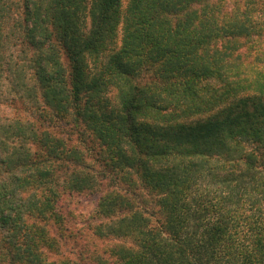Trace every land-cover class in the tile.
I'll return each instance as SVG.
<instances>
[{"label": "trees", "instance_id": "16d2710c", "mask_svg": "<svg viewBox=\"0 0 264 264\" xmlns=\"http://www.w3.org/2000/svg\"><path fill=\"white\" fill-rule=\"evenodd\" d=\"M109 174L117 264H264V0H0V264Z\"/></svg>", "mask_w": 264, "mask_h": 264}, {"label": "rangeland", "instance_id": "374dc122", "mask_svg": "<svg viewBox=\"0 0 264 264\" xmlns=\"http://www.w3.org/2000/svg\"><path fill=\"white\" fill-rule=\"evenodd\" d=\"M126 1L123 0V3L126 4ZM19 113L22 118L28 114L23 107L19 109ZM77 140L78 135L76 134L74 135V144L85 151L87 162L93 164V158L89 155L91 151L88 152V149H86L89 144L84 143V145ZM113 175L120 174L114 172ZM113 175L109 174V177L103 179V181L98 178L100 182H104V185L97 189L83 193L75 192L72 195L67 192L62 196L59 209L65 215L66 220L60 232L62 242L61 258L70 259L75 264H107V262L108 264H117L116 260L109 256V250L112 248L114 240L99 238L92 231L97 223L93 213L97 209L99 194L107 189V184L111 181L110 178ZM118 182L124 181L120 180ZM125 182L130 181L126 179Z\"/></svg>", "mask_w": 264, "mask_h": 264}]
</instances>
